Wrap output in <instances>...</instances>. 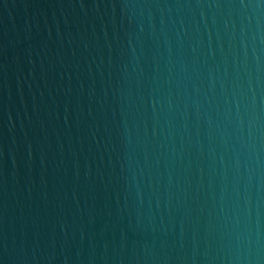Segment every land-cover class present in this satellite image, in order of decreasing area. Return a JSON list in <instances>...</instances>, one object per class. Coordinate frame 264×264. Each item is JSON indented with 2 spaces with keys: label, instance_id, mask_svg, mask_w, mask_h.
Instances as JSON below:
<instances>
[{
  "label": "water",
  "instance_id": "95a60500",
  "mask_svg": "<svg viewBox=\"0 0 264 264\" xmlns=\"http://www.w3.org/2000/svg\"><path fill=\"white\" fill-rule=\"evenodd\" d=\"M0 264H264V0H0Z\"/></svg>",
  "mask_w": 264,
  "mask_h": 264
}]
</instances>
